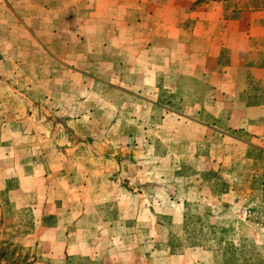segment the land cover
Listing matches in <instances>:
<instances>
[{
	"label": "rangeland",
	"instance_id": "1",
	"mask_svg": "<svg viewBox=\"0 0 264 264\" xmlns=\"http://www.w3.org/2000/svg\"><path fill=\"white\" fill-rule=\"evenodd\" d=\"M106 1L0 0V264H264V0Z\"/></svg>",
	"mask_w": 264,
	"mask_h": 264
},
{
	"label": "crops",
	"instance_id": "2",
	"mask_svg": "<svg viewBox=\"0 0 264 264\" xmlns=\"http://www.w3.org/2000/svg\"><path fill=\"white\" fill-rule=\"evenodd\" d=\"M106 2L109 4V3L111 2V0H107ZM1 8H2V7H1ZM201 24H202V23H201ZM195 34H196V33H195Z\"/></svg>",
	"mask_w": 264,
	"mask_h": 264
}]
</instances>
